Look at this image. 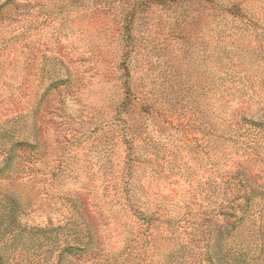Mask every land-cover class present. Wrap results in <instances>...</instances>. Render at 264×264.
Listing matches in <instances>:
<instances>
[{
    "label": "rangeland",
    "instance_id": "obj_1",
    "mask_svg": "<svg viewBox=\"0 0 264 264\" xmlns=\"http://www.w3.org/2000/svg\"><path fill=\"white\" fill-rule=\"evenodd\" d=\"M261 108L264 0H0V264H264Z\"/></svg>",
    "mask_w": 264,
    "mask_h": 264
},
{
    "label": "trees",
    "instance_id": "obj_2",
    "mask_svg": "<svg viewBox=\"0 0 264 264\" xmlns=\"http://www.w3.org/2000/svg\"><path fill=\"white\" fill-rule=\"evenodd\" d=\"M226 10H227L229 13L236 14L235 12H236L237 10H239V7H238L237 3H235V4L232 3V5H230L229 7H227ZM125 60H126V59L123 60V63L125 62ZM210 73H212V69H210ZM209 79H210L209 83H212V85H213L214 82H216L217 80H219V78H218L216 75H214V74L209 75ZM261 111H262V115H263V117H264V108H261ZM240 113L242 114V112H240ZM240 113H237V114L235 115V118L239 116V119H243V120H244V117H245V116H241ZM263 121H264V120H262L261 122H263ZM18 143H20V142H18ZM18 143H17V144H18ZM20 144H21V143H20ZM224 228H225L224 231H226L227 234H229V231H232V229H233L232 227L229 226L228 223H225ZM241 249H242V248H241ZM64 250L67 251V250H68V247H64ZM241 251H242V250H241ZM225 253H226V252H224V254H225ZM238 254H239V256L243 255V254H241V252H239ZM228 257H230L229 252H227V255L225 256V259H223L224 262H225V264H230V261H228V260H229ZM235 259L238 260V257H234L233 260H235ZM245 260H246V258L244 257V258L242 259L243 264H246V263H245ZM217 262L220 263V264H223V262L221 263L220 258H218V261H217ZM251 264H255V263H251Z\"/></svg>",
    "mask_w": 264,
    "mask_h": 264
}]
</instances>
